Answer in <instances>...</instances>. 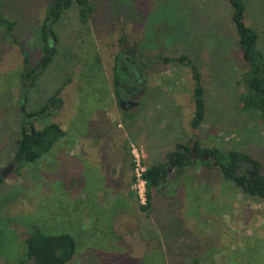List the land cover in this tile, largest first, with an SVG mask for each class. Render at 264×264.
Returning <instances> with one entry per match:
<instances>
[{"label": "rangeland", "instance_id": "1", "mask_svg": "<svg viewBox=\"0 0 264 264\" xmlns=\"http://www.w3.org/2000/svg\"><path fill=\"white\" fill-rule=\"evenodd\" d=\"M47 1L0 0L2 18L20 17L11 33L25 43L31 67L42 34L39 27L31 29V36L27 31L42 20ZM90 1L88 22L80 20L73 4L52 24L56 52L26 91V102L20 94L27 82L22 52L0 27V169L12 162L22 111L39 109L50 96L65 97L57 115L34 122L42 128L60 121L65 136L37 160L24 163L19 173L12 162L2 175L0 264L30 262L25 238L33 226L73 237L75 254L65 264H264V199L242 192L217 166L198 160L189 166L191 178H181L180 189L172 177L165 191L152 194L149 211L140 208L135 181H130L128 149L141 155V147L144 164L153 165L166 162L176 143L191 138L202 147L247 152L261 162L264 174V122L239 105L247 91L248 66L229 1ZM242 1L246 23L258 32L264 54V0ZM122 36L128 43L137 40L140 58L133 59L143 63L136 72L144 89L134 109L98 110L108 101L105 78L113 72ZM181 53L195 63L204 87L205 116L195 128L189 67L158 58ZM117 72L128 86L134 84L120 67ZM125 149L123 172L112 175L109 152L125 158ZM102 151L107 154L100 157ZM131 172L133 178L132 157Z\"/></svg>", "mask_w": 264, "mask_h": 264}, {"label": "trees", "instance_id": "2", "mask_svg": "<svg viewBox=\"0 0 264 264\" xmlns=\"http://www.w3.org/2000/svg\"><path fill=\"white\" fill-rule=\"evenodd\" d=\"M228 1L231 6V20L235 27L239 49L243 60L248 66L244 79L247 91L241 95L239 105L245 111H252L257 114L264 122V54L258 48L259 35L255 28L246 23L243 1ZM73 4L77 6L80 20L83 23L88 22L93 12V5L90 0H54L52 6H48V12L53 15V18L52 22L48 25L46 24V26L51 30L53 42L52 47L49 48L44 43L45 37L42 34L43 49L50 51L51 54L45 53L39 61L46 67L52 62L53 55L56 52L57 34L53 30L52 24L56 23L62 12ZM14 24L15 20H9L5 17H1L0 19V25L6 28V32L9 35L12 34L11 30L14 28ZM13 37L9 36L10 41ZM124 37L122 36L119 40H123ZM7 38L5 40H8ZM98 58H100L99 55ZM119 58L120 54H117L114 64L110 68L113 71L110 76L118 102L123 100L126 95V91H124L122 86L124 85L123 83L128 86L117 72ZM158 58L166 64H183L189 67L191 78L194 82L192 89L194 114L191 119V126L193 128L197 127L205 116V101L204 87L201 84V76L195 63L186 53H181L178 56L159 55ZM24 61V74L28 76L33 72V68L28 64V57H25ZM46 108V105H44L35 112H25L33 117L45 112ZM64 135L65 132L57 122H50L42 128H35L33 124L30 126L22 124L11 155V160L16 162L15 173H19L24 163L33 162L48 152L53 143ZM192 140L193 138L189 142L176 143L174 148L167 154L166 162L145 167V170L142 172V178L145 181L147 203L145 205L140 204L141 209L149 211L150 200L154 193L153 190H159L162 186V181L171 164L174 167L183 168L194 166L200 160L210 165V158H214L216 163L221 165V167L217 166V168L220 169L222 176L233 182L242 192L264 199V174L262 173V164L258 159L240 150H228L224 152L216 147H202L195 139L193 147L197 153V158L194 161L193 157L189 155L190 142ZM205 153L209 155V159L204 161L202 155ZM245 168H249L250 171L246 172ZM250 173H252V176L249 175ZM132 179L134 180V177ZM3 181L4 177L0 175V183ZM25 242L26 258L30 261L29 263L25 261L26 264H65L72 259L76 250L75 241L71 235L67 233L47 234L36 226L31 228L29 235L25 238Z\"/></svg>", "mask_w": 264, "mask_h": 264}, {"label": "flooded vegetation", "instance_id": "3", "mask_svg": "<svg viewBox=\"0 0 264 264\" xmlns=\"http://www.w3.org/2000/svg\"><path fill=\"white\" fill-rule=\"evenodd\" d=\"M54 0H49L46 2L45 6H44V16L42 18V20L40 22H33V25L32 27H27L28 29V35L31 36V33H32V30L31 29H34L35 27H39L40 28V31H41V34L44 35L45 37V41L44 43L46 45H48L49 48L52 47V38H51V30L48 26H46V24H50L52 22V14H50L48 12V8L50 6H52ZM49 6V7H48ZM42 9V7H41ZM2 12L3 11H0V15H2ZM2 16H0V19H1ZM13 20H15V24H14V27L17 26V21H19L20 17H13L12 18ZM36 19V17H35ZM33 19V20H35ZM17 23V24H16ZM45 25V26H43ZM1 28H3L4 26L3 25H0ZM0 28V30H2ZM30 32V33H29ZM3 34H6V36L9 38V36L11 37V35H9L7 32H1ZM2 44H6L5 43V38L2 37ZM42 39H41V44L38 46V52L35 53V55L37 56V58L35 59V63H34V66H32L33 68V72L30 73L28 76H26V74H24V67H25V61H24V58L25 57H28V64L30 65V55L28 54L27 50H24V42H21L19 40H17V37L14 36L13 39L11 38V42L9 43H12L13 45H16L20 51L22 52V58H23V71H22V77L24 78L23 80L27 83L23 84V87H25L26 90L22 91L20 94L24 93V98H23V101L22 102H26L27 101V93L26 91H28L29 87L33 86L34 85V82L33 81H36L38 79V76L42 75L43 73H45V70H46V66H44L42 63H40L39 61L41 60V57L45 54V53H48V54H51L50 51H45L43 49V46H42ZM8 43V42H7ZM135 43V44H134ZM26 44H29V43H26ZM119 44L121 46L120 50H119V54H120V57L122 54H126L127 56H125L124 59H121L119 58V67L121 70H123L125 72V74L127 75H131L132 77V83L134 84H131L129 87L123 83L124 85L123 86V89L124 91H126V95H125V98L123 100L120 101V107L123 109V110H126V111H129L131 109H134L135 105L137 104V100H136V95L144 89V85H143V80H142V77L139 75L138 72H136V70L142 65L143 66V63L139 60H136V59H133V57H136V55L138 56V54H140L138 52V48H137V40L135 41H132V42H129L127 41V39L125 40V38L123 40H120L119 41ZM30 46V45H28ZM143 57V56H141ZM138 58H140L138 56ZM49 65V64H48ZM129 77V76H128ZM33 82V84H31ZM28 87V89H27ZM21 90V89H20ZM56 106L55 103H51V98H50V101H48V103L46 104V110L45 112L41 113V114H38V115H34L33 117H31L30 115H28L26 112V110H23L22 111V115L20 117L21 119V124H24V126H30L31 124H35L34 122H36L38 119H41L45 116H50L52 115V107ZM41 107V106H40ZM39 107V108H40ZM26 111V112H25ZM36 111V110H35ZM35 111H31V112H35ZM35 127V125H34ZM189 155L192 156V152H189ZM12 161V160H11ZM13 162V165L16 164L15 161H12ZM12 162H9L8 166L6 167H3L2 169H0V175L2 176H5L6 172H8L9 170L12 169ZM29 235V234H28Z\"/></svg>", "mask_w": 264, "mask_h": 264}, {"label": "crops", "instance_id": "4", "mask_svg": "<svg viewBox=\"0 0 264 264\" xmlns=\"http://www.w3.org/2000/svg\"><path fill=\"white\" fill-rule=\"evenodd\" d=\"M106 79V81L108 82V92L104 95L105 97H106V99L108 100L107 102H105V103H103V105H105V106H103V108H100V109H98V110H101V109H105V108H107V109H109V110H111V109H114L115 110V108H117V110H119L118 109V107H120V102H118L117 101V99H116V97H115V94H114V90H113V85H112V81H111V76H109V77H106L105 78ZM94 80V79H93ZM69 82V81H68ZM74 82V84H76V81H73ZM32 87V86H31ZM31 87H29V89L31 88ZM28 89V90H29ZM64 90V89H63ZM62 90V91H63ZM20 91V90H19ZM50 98H51V103L53 104V103H55L56 104V106H54V107H52V114L53 115H57L56 114V112L57 111H59V110H61V108H62V106H63V101L65 100V97H64V95H63V93L60 95V97H58L57 95L56 96H54V97H52V96H50ZM124 98H125V96H124ZM26 110V109H25ZM27 111V110H26ZM35 111V110H34ZM56 111V112H55ZM28 112H31V111H28ZM120 112H127L126 110H120ZM59 118V117H58ZM58 123H59V125H60V127L62 128V130L65 132V128H64V126H62L61 124V122L60 121H58ZM65 136V135H64ZM63 136V137H64ZM63 137H61V138H63ZM56 142V141H55ZM52 147V146H51ZM127 148V147H126ZM174 148V147H173ZM172 150V149H171ZM171 150H169L168 151V153L171 151ZM124 151V157L125 158H121V156H122V154H120L119 152H116V151H110L109 152V155H108V157L109 156H111V157H109L108 158V160L107 161H109V173H111L112 175H119L118 177H120V175L122 174V172H123V169H124V167H123V165H124V163H125V161H126V154H127V149H125V150H123ZM140 152H141V157H142V160H143V164H144V151L142 150V148L140 147ZM103 153L106 155L107 153L105 152V151H102L101 152V154H100V157H102L103 156ZM167 153V154H168ZM128 164H129V171H130V181L132 180V172H131V155H132V153H131V151H129V149H128ZM158 164V163H157ZM145 165V164H144ZM153 165H155V164H153ZM149 166H151V165H145V167H149ZM189 167H183V168H178V167H174L173 165H171L170 167H169V169L167 170V173H166V175H165V177H164V182H163V184H162V186L159 188V190H153L154 192H156V193H160V192H162V191H165L166 189H167V187L169 186V181H170V179L172 178V177H175V180H174V186L175 187H179L178 189H180L181 188V186H180V181H181V178L182 177H190L191 178V173L189 172ZM189 178V179H190ZM179 181V182H178ZM151 206H152V203H151ZM151 208V207H150Z\"/></svg>", "mask_w": 264, "mask_h": 264}, {"label": "built area", "instance_id": "5", "mask_svg": "<svg viewBox=\"0 0 264 264\" xmlns=\"http://www.w3.org/2000/svg\"><path fill=\"white\" fill-rule=\"evenodd\" d=\"M131 157L133 164V177H134V188L137 190V195L139 196L140 202L142 205L147 203L146 200V189H145V181L142 178V172L145 170V167L141 162V155L137 152L136 148L131 149Z\"/></svg>", "mask_w": 264, "mask_h": 264}, {"label": "water", "instance_id": "6", "mask_svg": "<svg viewBox=\"0 0 264 264\" xmlns=\"http://www.w3.org/2000/svg\"><path fill=\"white\" fill-rule=\"evenodd\" d=\"M193 143H194V140H192V141L190 142V152H192V157H193V159L195 160V159L197 158V153H196V151H195V149H194V147H193ZM202 156H203V158H204L205 160L209 159V155H208L207 153L203 154ZM210 164H211L212 166L215 165V166L221 167L220 164H217V163H216V160H215L214 158H210ZM249 175L252 176V173H250ZM162 182H164V180H163Z\"/></svg>", "mask_w": 264, "mask_h": 264}]
</instances>
